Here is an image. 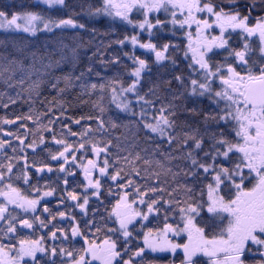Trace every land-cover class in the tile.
Segmentation results:
<instances>
[{"label":"snow or ice","instance_id":"6c2138e0","mask_svg":"<svg viewBox=\"0 0 264 264\" xmlns=\"http://www.w3.org/2000/svg\"><path fill=\"white\" fill-rule=\"evenodd\" d=\"M39 2L49 11L26 12L23 24L19 14L0 11V29L32 36L69 29L95 36L89 25L96 23L105 24L104 35L130 29L114 41L131 61L130 82L99 71L100 83L85 82L93 61L76 36L43 54L0 57V84L17 98L38 97L45 87L101 93L95 116L64 117L61 107V116L48 118L49 107L0 117V264H161L148 257L178 250L180 264H264V0H98L86 9ZM128 45L131 54L122 51ZM82 56L88 66L76 74ZM169 66L142 95L152 68ZM161 87L168 97L157 95ZM202 98L214 114L197 112ZM185 100L197 105H184L187 112L223 131L210 140L191 125L177 132V101ZM141 134L140 151L116 150L122 140L135 148Z\"/></svg>","mask_w":264,"mask_h":264},{"label":"trees","instance_id":"16d2710c","mask_svg":"<svg viewBox=\"0 0 264 264\" xmlns=\"http://www.w3.org/2000/svg\"><path fill=\"white\" fill-rule=\"evenodd\" d=\"M66 4L76 5V4H84L85 9L88 3H92L93 5H98V0H65ZM59 7V6H57ZM76 12H80L81 9L76 7L74 9ZM0 11L7 13L8 18L13 14L24 13V12H48L49 10L45 5L35 0H0ZM52 15H60L55 10H51ZM64 18V17H61ZM103 19V18H101ZM81 22H84L83 20ZM89 27H96L97 34L95 36L89 35L83 31L69 29L65 32H45V31H37L35 36H32L30 33H25L23 31L16 30H0V57H5L9 55H15L17 59L23 58V56L28 55L32 51H36L38 54H43L45 50L52 49L58 46V42L63 40L66 44L73 43V37L76 36L80 38L86 45L85 49L82 51H87V56L92 58V67L94 72L85 82H94L100 83V79L96 77L95 72L99 71L102 77L112 78L116 74H119L121 80L124 82L125 86L130 82L128 75L126 73H130L131 71V61L122 55L121 49L117 46L114 41L117 39H122L119 34L120 28L116 27L111 30L115 34L104 35L105 32H109V30L105 27L104 23H96L91 24ZM90 42V43H89ZM127 47H123L122 51H126ZM93 52L96 53L93 56ZM131 54V52H128ZM136 55H141V52H136ZM116 55L121 56V61L119 66H113L112 64L107 63L111 58ZM145 58V57H141ZM88 66V59L85 57H81L80 63L77 66V73L79 74L80 70L85 69ZM127 66V67H125ZM184 66L181 65V68ZM170 70L169 68H161L157 69L156 67L152 68V76H145L142 80V89L141 94L144 95L148 92L150 87H153L154 84H158L160 82V75ZM68 71V66H65V72ZM60 75V72L56 73ZM165 79H170V76H165ZM63 87V84H61ZM16 91H19L17 89ZM7 93V95L5 94ZM12 96V98L16 101L15 104H12L8 100V96ZM101 95L99 91L96 92H84L79 87L72 88L67 90L65 93L58 95L55 90H49L48 88H42L41 94L36 97L33 96L31 98L28 97L27 93H23L21 97L17 98L15 92L13 90L6 89L2 84H0V108L2 111L4 110L7 113H12L18 111L20 116H24L29 114L30 111L36 112H46L49 107L52 108V112L49 113V117L51 118L53 114L59 117L61 116V112L59 109L63 107L64 112L63 116L73 119H79L81 116H95L97 114L98 109L95 106V102L98 100V97ZM157 95L160 97H168L170 94L163 90L161 87ZM105 104L107 106L108 94H104ZM131 98V97H130ZM147 99H153L151 96H146ZM166 102V101H165ZM7 103L8 108L5 109L3 104ZM178 104H181L180 108L177 110L178 119L176 120V124L180 125L177 128V132L180 131H188L189 129L185 125H191L192 128H198L201 133H207L208 139L210 140L211 134L218 133L219 131H223V129H218L213 126L211 122H208L205 125L203 121L202 115H193L185 110L184 105L188 107H197V105L192 104L190 101H177ZM197 112L198 113H207L214 114L215 109L212 107V103L207 98H202L198 102ZM159 107V103L156 105ZM135 107V106H134ZM223 107V105H220ZM110 111L114 110V106H112ZM155 113H153L154 115ZM44 123H47V118L43 119ZM63 123H69L70 126L73 127V131H79V127L72 125L71 120H62ZM84 125V121H81V126ZM94 126V125H93ZM58 127V125H57ZM119 135V133H117ZM116 144V142H113ZM136 147L134 148L131 141H121L119 143L118 149L122 150L121 155H127L128 151L136 152L140 151L142 147H144L143 143V134H141V139L136 142ZM166 147V145L164 146ZM175 165L176 161L172 162ZM159 171L158 169H156ZM174 170H176L174 168ZM170 179V178H169Z\"/></svg>","mask_w":264,"mask_h":264},{"label":"flooded vegetation","instance_id":"af4514ba","mask_svg":"<svg viewBox=\"0 0 264 264\" xmlns=\"http://www.w3.org/2000/svg\"><path fill=\"white\" fill-rule=\"evenodd\" d=\"M244 2H247V0H242V3H244ZM135 18L136 17H134V19ZM161 19H164V17L161 16ZM117 27L120 28L119 34L121 35V38H123V35H125V34H127V35L133 34L130 29H125V28H122L120 26H117ZM176 35L179 36L180 34L179 33H176ZM140 36H141V39L142 40H146L147 39L146 34H140ZM170 37H171V29L170 28L164 29L163 30V35L161 36V39L164 42H167ZM173 42L178 43L179 41H173ZM126 51L127 52H132L131 45H128L127 46ZM136 52H141V51L138 49V50H136ZM16 115H20L18 113V111L12 112V113H7L4 110L2 111V109L0 108V117H7L9 119H13ZM19 123L20 122L18 121L16 126L8 125V126H5V128L8 131H15L16 130V127L19 125ZM27 124H28V127L29 128H33L34 127V125L32 124V122H27ZM45 135L47 136V134H45ZM49 139H50V137H49ZM49 146H51V145H49ZM29 155L31 156V153H29ZM51 179L52 180H55V175H52L51 176ZM40 183L43 184L44 181L41 180ZM52 202L55 203V200H53ZM61 210H64V209H61ZM90 211H91V209H90ZM78 219H79V217H78ZM180 242H184V241L181 240ZM153 257L159 259L161 261V264H167V261L168 260H174V264H180V260L182 259V253L178 250L177 253H176V255H175V257L171 256L170 254H151L148 258L149 259H152ZM57 264H59V261L57 262Z\"/></svg>","mask_w":264,"mask_h":264},{"label":"rangeland","instance_id":"374dc122","mask_svg":"<svg viewBox=\"0 0 264 264\" xmlns=\"http://www.w3.org/2000/svg\"><path fill=\"white\" fill-rule=\"evenodd\" d=\"M35 1H37V2H39V0H35ZM26 12H22V13H18L19 15H20V17H21V19H18V21H17V23H21V24H23V19H22V17H23V15L25 14ZM11 17H9L8 19H10ZM41 28H42V26H40ZM0 30H16V29H8V28H2V29H0ZM16 31H22V29L21 30H16Z\"/></svg>","mask_w":264,"mask_h":264}]
</instances>
